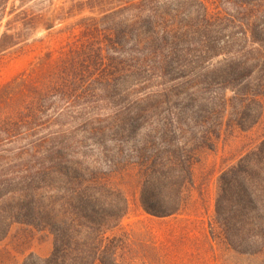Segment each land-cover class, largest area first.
Wrapping results in <instances>:
<instances>
[{
	"label": "trees",
	"instance_id": "trees-1",
	"mask_svg": "<svg viewBox=\"0 0 264 264\" xmlns=\"http://www.w3.org/2000/svg\"><path fill=\"white\" fill-rule=\"evenodd\" d=\"M222 1L176 0L153 9L148 0H65L59 6L55 0H0V54L86 9L94 14L59 31L69 35L58 55L46 52L0 85V242L17 223L53 236L51 254L25 264H119L122 240L112 232L129 210L110 180L119 164L138 169L145 211L171 216L184 205L199 151L212 149L225 128L247 129L260 119L264 21L258 13L264 0H227L236 30L221 40L209 29ZM193 6L201 31L182 32L178 19ZM125 11L124 21L100 27ZM127 48L130 70H123L125 62L109 55ZM217 48L228 56L225 62L202 66ZM107 67L117 72L108 74ZM128 72L136 81L128 95L139 98L107 125L98 116L86 117L84 125L116 141L143 129V138L127 158L112 156L106 170L89 166L78 151L85 138L68 125L79 119L75 110L89 107L99 81L108 87ZM215 208L214 237L242 253L264 252V139L222 172Z\"/></svg>",
	"mask_w": 264,
	"mask_h": 264
},
{
	"label": "rangeland",
	"instance_id": "rangeland-1",
	"mask_svg": "<svg viewBox=\"0 0 264 264\" xmlns=\"http://www.w3.org/2000/svg\"><path fill=\"white\" fill-rule=\"evenodd\" d=\"M63 1L65 0H55L56 6L61 5ZM108 1L118 2V0ZM138 1L140 0H135ZM175 1L148 0L146 4L148 8L157 9ZM219 6L222 12L219 13L218 9H214L209 30L216 38L222 40L236 30L232 29L234 25L232 20L236 13L233 9L234 5L229 4L227 0H223ZM173 7L174 5H171V9ZM196 10L197 7L193 6L190 13L185 12L181 15V19H178V27H182V32L186 29H190L193 34L201 31ZM91 15L94 14L86 9L49 32L43 30L36 32L32 39L19 48L0 54V85L27 70L46 52L52 50L58 55L69 35L59 31L66 25ZM102 16L98 15L99 18ZM127 16V11L121 12L113 17L114 19L100 22V27L103 28L113 22L118 24ZM258 16L260 22L264 21V5L262 10H259ZM75 32H78V29ZM213 52L217 55L202 61V66L221 65L228 58L219 48ZM131 54L130 48H127L121 52L110 53L109 56L119 58L121 62H125L120 68L124 66L123 70H130L127 61L129 62ZM113 71L117 72L114 68L105 69L108 74ZM129 75V72L122 75L112 81L108 87L106 83L99 81L96 86L101 89L95 91L89 107L84 108L82 112L79 109L75 110L79 119L71 121L68 125V129L75 132L78 138H85L78 146V151L89 166H98L106 170L110 166L112 156L122 152L127 158L134 150L137 141L143 138L145 132L143 129L136 137L116 141L110 133L100 137L98 134H92L84 125L88 116H98L102 119V124L107 125L109 117L116 115L118 110L129 107L136 98H139L132 93L128 95L136 82L134 75ZM226 96L230 98L233 93L227 92ZM260 99L263 112L256 124L247 129L238 126L227 127L212 149L204 148L199 151V159L192 166L193 181L184 188V205L174 215L156 217L148 214L140 201L141 178L138 169L129 161H122L119 164L110 180L123 191L129 201L128 213L112 232L122 240L117 257L119 264H264V252L252 254L239 252L214 237L211 231V226L215 231L218 229L215 206L220 175L236 164L246 153L255 149L264 139V94ZM52 249L53 236L49 231L17 223L12 226L8 236L0 242V264H25L31 256L48 257Z\"/></svg>",
	"mask_w": 264,
	"mask_h": 264
}]
</instances>
